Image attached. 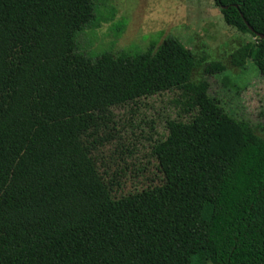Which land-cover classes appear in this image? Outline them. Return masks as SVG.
Listing matches in <instances>:
<instances>
[{
  "label": "trees",
  "instance_id": "trees-1",
  "mask_svg": "<svg viewBox=\"0 0 264 264\" xmlns=\"http://www.w3.org/2000/svg\"><path fill=\"white\" fill-rule=\"evenodd\" d=\"M102 1L0 0V264H264V137L245 123L209 137L218 169L119 200L102 182L80 118L226 72L173 37L89 56ZM215 2L255 39L231 64L264 76V0Z\"/></svg>",
  "mask_w": 264,
  "mask_h": 264
},
{
  "label": "rangeland",
  "instance_id": "rangeland-1",
  "mask_svg": "<svg viewBox=\"0 0 264 264\" xmlns=\"http://www.w3.org/2000/svg\"><path fill=\"white\" fill-rule=\"evenodd\" d=\"M98 6L101 27L80 39L93 58L109 50L147 52L173 37L226 67L214 76H206L205 66L196 70L192 86L199 92L169 91L79 119L83 144L113 199L221 167L208 141L224 122H243L264 137V76L251 61L238 68L230 58L255 39L229 27L215 0H105Z\"/></svg>",
  "mask_w": 264,
  "mask_h": 264
},
{
  "label": "water",
  "instance_id": "water-1",
  "mask_svg": "<svg viewBox=\"0 0 264 264\" xmlns=\"http://www.w3.org/2000/svg\"><path fill=\"white\" fill-rule=\"evenodd\" d=\"M251 29V28H250ZM252 30V29H251ZM262 38L264 39V36H262Z\"/></svg>",
  "mask_w": 264,
  "mask_h": 264
}]
</instances>
